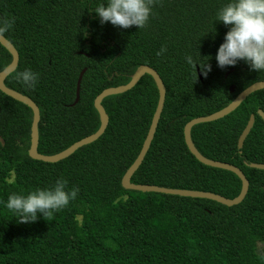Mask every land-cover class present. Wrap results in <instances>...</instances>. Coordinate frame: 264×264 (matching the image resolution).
Returning a JSON list of instances; mask_svg holds the SVG:
<instances>
[{"label":"trees","instance_id":"16d2710c","mask_svg":"<svg viewBox=\"0 0 264 264\" xmlns=\"http://www.w3.org/2000/svg\"><path fill=\"white\" fill-rule=\"evenodd\" d=\"M105 2L0 0V20H15L3 37L20 56L5 86L40 110L38 154L59 155L96 134L102 125L96 99L128 85L140 67L148 66L162 79L166 102L151 148L131 183L238 198V176L200 163L184 135L192 120L222 111L264 82V72L250 70L244 61L217 67L215 55L229 26L215 21V14L227 0H155L153 14L140 30L101 24L90 10ZM162 45L167 51L157 56ZM199 53L202 59L210 57L212 70L206 76L199 65L196 75L184 59ZM12 61L0 44V73ZM25 68L39 73L35 88L14 79ZM84 71L80 101L74 105ZM158 102L156 82L145 75L131 91L102 102L109 124L98 141L51 164L30 156L33 111L0 91V264H264V171L256 168L264 165V121L259 116L264 90L229 116L191 132L203 157L235 166L248 179L249 192L234 207L123 187ZM252 116L255 125L240 150L239 139ZM61 177L68 190L75 186L79 192L51 216L38 214L35 222L18 223L3 207L8 195L50 187Z\"/></svg>","mask_w":264,"mask_h":264},{"label":"clouds","instance_id":"9594fccd","mask_svg":"<svg viewBox=\"0 0 264 264\" xmlns=\"http://www.w3.org/2000/svg\"><path fill=\"white\" fill-rule=\"evenodd\" d=\"M154 2L155 0H106L90 11L98 15L101 24L110 22L113 26L124 29L137 26L140 30L148 24L153 14ZM215 21L229 26L215 55L217 67L224 69L244 61L250 70L264 72V0H227L217 9ZM14 23V18L0 20V37L11 30ZM166 51V46L162 45L156 55L161 56ZM184 59L188 66L195 69L196 75L197 65L205 76L212 70L208 63L210 57L202 59L200 53L198 57L187 54ZM14 79L25 88H35L39 73L25 68L16 72ZM67 186L68 181L61 177L50 187L36 188L27 194L12 193L3 202V207L14 214L18 223L35 222L38 214L43 218L51 216L76 199L79 188L73 186L68 190Z\"/></svg>","mask_w":264,"mask_h":264},{"label":"water","instance_id":"95a60500","mask_svg":"<svg viewBox=\"0 0 264 264\" xmlns=\"http://www.w3.org/2000/svg\"><path fill=\"white\" fill-rule=\"evenodd\" d=\"M0 44L13 57V61H12L11 65L5 71L0 73V91H2L4 94H6L10 98L14 99L15 101L29 107L34 113V120H33V124H32V135H31V138H32L31 139V150H30V156L33 159L40 160V161H43L45 163L55 164V163L61 162L65 159L71 157L79 149H81L85 146L91 145V144L95 143L96 141H98L105 134L107 127H108V124H109V118H108V115L102 106V102L108 97L125 94V93L131 91L132 89H134L136 87V85L140 82V80L145 75H149L155 80L157 88L159 90V102H158V106H157L155 115H154L153 120H152V124H151L150 130H149V133L147 135V138H146L145 143L143 145V148L141 150V153L138 156L135 163L133 164V166L128 170L125 177L123 178V187L127 190L138 191V192H143V193H160V194L171 195V196L210 200V201L217 202V203L224 205V206H227V207L237 206L245 200V198L249 192V188H250V183H249L248 179L245 177V175L241 172V170H239L235 166H232V165L227 164V163L211 161V160H208L205 157H203L197 151V149L195 148V146L193 144L191 132H192V129L197 125L212 123V122L221 120V119L229 116L233 112H235L252 94H254L258 91L264 90V82L256 83V84L252 85L251 87H249L247 90H245L243 93H241L234 100V102L232 104H230L227 108L223 109L222 111L215 113L211 116L205 117V118H197L195 120H192L191 122H189L186 125L185 130H184L185 141H186V144L188 146V149L191 152V154L200 163H202L205 166L211 167V168L221 169V170L231 172V173L235 174L236 176H238V178L242 181V191H241L240 196L236 199L228 200L226 198H223L221 196L211 194V193L186 191V190H169V189H164V188H158L155 186H137V185H134L131 183L132 177L134 176V174L138 171V169L140 168V166L144 162L145 157L147 156V154L151 148V145H152L153 140L155 138V134L157 132V128H158V125H159V122H160V119H161V116H162V113H163V110L165 107V102H166L167 90L165 88V85H164L162 79L160 78L159 74L155 70H153L152 68H150L148 66L140 67L128 85L118 87V88L108 89V90L104 91L96 99L95 108L99 112V114L101 116V120H102L101 128L96 134L74 144L68 150H66L65 152H63L59 155L51 156V157L39 155L38 154L39 123L41 120L40 110H39L38 106L31 99H29L28 97H25V96H23L17 92H14L5 86V80L13 72H15L16 69L18 68L20 56H19V53L17 52V50L15 49V47L4 37H0ZM232 72L233 71H230L226 75V78ZM84 73H85V71L81 74V77H80L79 82H78L77 98H76L74 105H77L80 101V89H81V83H82ZM198 73H199L200 79L202 80L203 77H202V74L199 70H198ZM234 92H235V88L232 87L231 93H234ZM0 112H1V109H0ZM259 116L264 121V112L259 111ZM254 125H255V116H252L248 122L247 127L245 128L243 134L241 135V137L239 139V149L240 150L243 149L244 143H245L247 137L250 135ZM256 168L264 171V165L256 166Z\"/></svg>","mask_w":264,"mask_h":264}]
</instances>
